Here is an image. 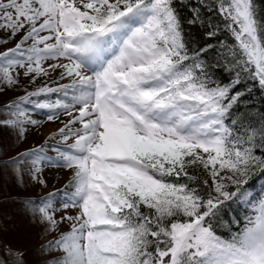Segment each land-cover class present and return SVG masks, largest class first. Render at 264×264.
I'll use <instances>...</instances> for the list:
<instances>
[{
	"label": "snow or ice",
	"instance_id": "obj_1",
	"mask_svg": "<svg viewBox=\"0 0 264 264\" xmlns=\"http://www.w3.org/2000/svg\"><path fill=\"white\" fill-rule=\"evenodd\" d=\"M215 2L234 41L221 42L228 83L203 58L212 45L186 42L172 0H0V44L20 37L0 51V85L18 86V70L30 83L59 70L0 106V127L20 141L41 123L33 113L67 117L42 144L0 158L18 185L46 187L45 166L72 172L59 203L76 216L56 219L60 190L24 201L45 232L72 222L42 246L63 253L45 264H264V197L228 237L213 223L238 196L252 204L242 188L264 175V114L238 111L251 85L234 91L251 81L264 92V15L254 0Z\"/></svg>",
	"mask_w": 264,
	"mask_h": 264
},
{
	"label": "rangeland",
	"instance_id": "obj_2",
	"mask_svg": "<svg viewBox=\"0 0 264 264\" xmlns=\"http://www.w3.org/2000/svg\"><path fill=\"white\" fill-rule=\"evenodd\" d=\"M19 38L17 36L7 44H0V51L14 46ZM0 39H7V33L0 31ZM47 63H52V61ZM18 71H20L18 86L6 88L0 85V99H7L5 103L4 101L0 102V104L2 103L1 106L24 95L25 91H32L49 80H57L59 74V70H57L50 78L41 77L35 83H30L29 78L23 76V70ZM67 82V80L59 81V83ZM55 98V96L52 97L53 100ZM33 118L41 123L36 126H29L23 141L18 140L16 130L11 128L4 129L3 134L0 136V158H4V154L15 155L19 151L42 144L67 119L62 112L59 114V119L55 121H48L43 113H33ZM57 140H59V137L49 141V143H56ZM49 154L55 155V152L50 151ZM71 175V170L63 167L45 166L42 173L43 178L47 181V186L45 187L34 182L18 185L16 180L8 174H0V258L7 261L8 264H11L17 258L14 254H9L5 251L9 247L13 250V253L22 252L24 264H45L46 261H50L53 257L63 255L60 250L46 249L42 246L46 245L48 241L57 238L61 233L70 230L72 222L65 220L59 223L55 231L45 232L44 226L33 219V214L26 208L24 201L32 197L37 198L34 201H38L49 193L60 190L59 195L54 198V208L52 209L56 219L59 221L60 217L65 215L76 216L78 208L69 207L64 209L59 203L64 191H72L71 188H65ZM206 179H208L207 174ZM4 196H11L13 199L5 200ZM262 197H264V191ZM5 240L10 244L5 243ZM3 255L6 257L5 259L2 257Z\"/></svg>",
	"mask_w": 264,
	"mask_h": 264
},
{
	"label": "trees",
	"instance_id": "obj_3",
	"mask_svg": "<svg viewBox=\"0 0 264 264\" xmlns=\"http://www.w3.org/2000/svg\"><path fill=\"white\" fill-rule=\"evenodd\" d=\"M254 2L261 14L264 15V0H254ZM172 6L180 19L186 42L190 47L196 49L212 45L213 47L208 48L203 58L210 65H216L211 68L213 76L223 83H228L233 73L226 71L223 62L224 57L221 55V42L231 45L234 41L230 33L224 29V21L216 9L215 0H172ZM195 10H199V19L194 23H189V21H193L196 16ZM216 26H219L217 35L209 37L207 33L212 31ZM249 85L252 86L253 90L242 97L247 107H240L238 111L251 113L253 116L258 117L264 114V92H261L258 86L252 85L251 81H249L247 85L243 83L238 85L234 91L243 90ZM3 97L6 98L5 96ZM0 100V102H7V99H5L6 101L3 100V98ZM4 129L5 127H0V136L3 134ZM197 172L200 175L201 181L206 179V173L202 169H198ZM254 178L255 176L251 179ZM201 187L203 188L202 183ZM230 190L234 191V189ZM4 198L5 200L13 199L11 196H4ZM28 199L34 200L37 198L32 197ZM245 216H247L245 211H241L240 208L235 207L231 201H228L214 219V229L218 235L228 237L230 232H236L243 227ZM233 218L240 221V223H233ZM5 243L10 244L7 240H5ZM2 257L4 259L6 258L4 255Z\"/></svg>",
	"mask_w": 264,
	"mask_h": 264
}]
</instances>
